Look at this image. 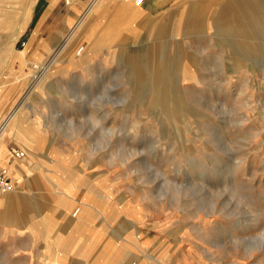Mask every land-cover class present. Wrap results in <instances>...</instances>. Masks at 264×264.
Instances as JSON below:
<instances>
[{"label": "rangeland", "instance_id": "rangeland-1", "mask_svg": "<svg viewBox=\"0 0 264 264\" xmlns=\"http://www.w3.org/2000/svg\"><path fill=\"white\" fill-rule=\"evenodd\" d=\"M92 1L0 0V122L39 137L0 264H264V0Z\"/></svg>", "mask_w": 264, "mask_h": 264}, {"label": "bare ground", "instance_id": "bare-ground-1", "mask_svg": "<svg viewBox=\"0 0 264 264\" xmlns=\"http://www.w3.org/2000/svg\"><path fill=\"white\" fill-rule=\"evenodd\" d=\"M109 1L110 0H93L92 2H88V3L83 5L84 13H82V14H85V13L90 11L96 15V12H98L102 7L108 8ZM69 2H70V0H69ZM71 2L73 3V5L74 4L76 5L78 0H71ZM119 10L124 14V17L126 15L128 16L127 20H126V18L124 19V17L118 18L117 16H114L113 18L109 19L108 22L106 23V25L103 26L100 29V31H98V33L95 36L93 43H91L89 49L98 47L99 45H101L103 43H105L104 46H107V44L114 38V36L117 35L115 28H116V25L117 26L119 25V19H120V21L122 20L121 24L123 22H125L124 24L127 25L129 22H132V20L135 18V16L139 12V9L137 7L128 6V4H126L124 2L119 5ZM77 17L78 16H76L77 20L75 22H73L71 31L69 32V34L65 38V40H67V41L75 35L77 28L81 24V18L82 17L81 18H77ZM153 31L154 30H152V32ZM90 33L91 34L89 35V37L91 35H94V31H90ZM25 49L26 48L20 50L19 54L20 55L24 54ZM34 67L37 69V71H43V72H45L47 69L46 66H44V64L43 65L38 64V65H35ZM17 138L19 140H24L26 142V144H28V145H36V144H38V138L39 137H38L37 132H35L33 129H31V128H29V127H27L21 123L20 114L18 113V109L16 108V106L15 107L13 106L10 109V111L8 113H6V116H4V118L0 122V164L2 166H4V164H6L5 162L7 160H9V153H8L6 145H5L6 139H10V140L14 139L15 140ZM22 148L25 152V156L23 158L17 159V161H14L12 164H10L11 167L9 165L10 168H13L14 177H21V176L26 175L27 164L29 163L28 157H29L30 150L26 145L22 146ZM1 151L6 152L3 155V157H2ZM5 167L9 171L8 165ZM41 167H42L41 164L38 162V163H35L33 165L32 170H38ZM11 171H12V169H11ZM14 188H15V186L13 187V189L11 191L4 193V194H0V221L1 222H10V223L13 222V221H11L12 218H11L10 209L12 207H14L15 205H18V203L23 202L25 199L32 200L33 203H34V201L39 202L38 196L35 197L34 199H31V196L29 194H27L26 192L19 191L18 189H14ZM85 212H84V210H82L78 217H74L71 215L70 218H68L67 222L71 223L72 227L83 224ZM83 231H84V229L82 230V234H83Z\"/></svg>", "mask_w": 264, "mask_h": 264}, {"label": "built area", "instance_id": "built-area-1", "mask_svg": "<svg viewBox=\"0 0 264 264\" xmlns=\"http://www.w3.org/2000/svg\"><path fill=\"white\" fill-rule=\"evenodd\" d=\"M128 1H131L138 6L143 3V0H128ZM65 2L68 3L69 0H65ZM8 153H9V159L11 158L20 159L25 156L24 150L19 147L10 146ZM13 187H14V182L10 178L7 168L0 164V194H4L11 191Z\"/></svg>", "mask_w": 264, "mask_h": 264}, {"label": "crops", "instance_id": "crops-1", "mask_svg": "<svg viewBox=\"0 0 264 264\" xmlns=\"http://www.w3.org/2000/svg\"><path fill=\"white\" fill-rule=\"evenodd\" d=\"M174 0H143V4L139 7L141 11H144L148 15H155L159 13L160 11L168 8L171 6ZM112 2V0L109 1V3ZM122 17V16H120ZM127 15L124 17L127 20ZM2 112H0L1 117Z\"/></svg>", "mask_w": 264, "mask_h": 264}]
</instances>
